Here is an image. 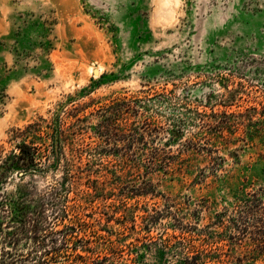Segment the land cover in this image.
I'll return each mask as SVG.
<instances>
[{
	"label": "rangeland",
	"instance_id": "1",
	"mask_svg": "<svg viewBox=\"0 0 264 264\" xmlns=\"http://www.w3.org/2000/svg\"><path fill=\"white\" fill-rule=\"evenodd\" d=\"M124 98L129 122L147 124L142 143L96 144L100 109ZM57 113L82 120V165L98 188L80 208L68 194L79 236L102 263L137 253L138 264H175L154 254L172 224L199 218L200 229L264 193V0H0V155L21 141L13 130ZM224 117L238 123L231 133L215 127ZM59 175L32 179L43 190ZM165 207L173 214L145 237L144 211Z\"/></svg>",
	"mask_w": 264,
	"mask_h": 264
},
{
	"label": "trees",
	"instance_id": "2",
	"mask_svg": "<svg viewBox=\"0 0 264 264\" xmlns=\"http://www.w3.org/2000/svg\"><path fill=\"white\" fill-rule=\"evenodd\" d=\"M122 101L100 109L103 110L98 114L100 119L92 128L98 140L96 144H107L111 139L125 140L127 145L142 143L137 130L147 124L143 122L138 127L129 122L121 108L131 100L124 98ZM79 122H82L79 118H61L57 113L48 120L38 117L22 129L13 130V139L20 138L21 141L0 155V264L116 263H107L106 257H102L103 263L99 260L85 235L79 236L85 233V228L77 230L80 222L78 214H72L76 213L74 205H66L69 193L74 195V201H78L80 208L85 199L92 196L88 191L95 194L98 190L90 185L92 172L83 167L90 164L91 153L82 147ZM259 124V132L262 133L264 120ZM237 125L235 120L224 117L216 122L215 127L218 132L227 130L231 133L230 129ZM108 153L119 155L125 165L138 163L131 161L128 154ZM85 154L89 159L82 165ZM125 169L119 175V181L128 177L130 169ZM50 171L59 172V177L52 185L39 190L32 177L45 176ZM81 185L87 190L79 191ZM9 186L11 189L7 190ZM147 193L137 195L145 196ZM263 201L264 193L259 196L248 194V198L241 202L240 213L231 216L215 214L200 229L196 227L199 218H194V226L172 224L167 228L171 233L164 232L159 237L160 245L154 252L156 260L175 254L178 257L175 264H264ZM151 212L153 214L150 215L144 211L146 215L142 216L145 225L142 224L141 230L147 234L145 237H148L150 226L155 221L173 214L169 207L161 211L152 208ZM21 243L26 247L19 248ZM142 260L136 253L133 264Z\"/></svg>",
	"mask_w": 264,
	"mask_h": 264
}]
</instances>
